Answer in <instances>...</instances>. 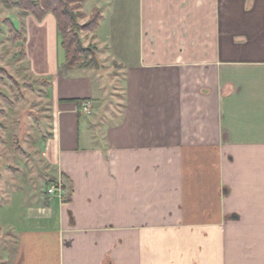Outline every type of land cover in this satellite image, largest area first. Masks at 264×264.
Returning <instances> with one entry per match:
<instances>
[{
    "label": "crops",
    "instance_id": "crops-1",
    "mask_svg": "<svg viewBox=\"0 0 264 264\" xmlns=\"http://www.w3.org/2000/svg\"><path fill=\"white\" fill-rule=\"evenodd\" d=\"M1 9L0 67L50 91L60 189L0 165V264H264V0H86L101 68L67 74L53 15Z\"/></svg>",
    "mask_w": 264,
    "mask_h": 264
},
{
    "label": "rangeland",
    "instance_id": "rangeland-1",
    "mask_svg": "<svg viewBox=\"0 0 264 264\" xmlns=\"http://www.w3.org/2000/svg\"><path fill=\"white\" fill-rule=\"evenodd\" d=\"M2 7L7 8L0 2V11ZM85 11H89V5L85 6ZM83 14L85 18L78 22L80 27L86 25L91 18L84 12ZM2 27H0L2 30L0 41L6 40L3 34L5 29ZM88 34L86 31L80 32L82 45L84 48H94L90 45L85 46L83 43V37ZM15 59L16 57L9 56V64ZM12 64L15 65L14 62ZM15 68L13 76L8 71L7 75L0 74V154L4 155L3 163L0 162V165L5 166L7 163L27 165L33 161L36 186L39 189L37 194L47 195L45 192L48 191L51 182L45 184L41 183V180L46 174L42 154L51 119L48 105L50 91L44 88L42 81H35L28 77L25 65ZM7 176L9 178V175Z\"/></svg>",
    "mask_w": 264,
    "mask_h": 264
},
{
    "label": "trees",
    "instance_id": "trees-1",
    "mask_svg": "<svg viewBox=\"0 0 264 264\" xmlns=\"http://www.w3.org/2000/svg\"><path fill=\"white\" fill-rule=\"evenodd\" d=\"M0 2L7 8L17 9L21 18L29 15L34 16L38 21H43L47 15L56 18L60 46L65 54V61L61 66L63 73L67 74L76 69L101 68L97 58V48L94 46V48H84L80 37L82 31L94 33L101 20V15L96 11L86 25L79 26V20L85 18L82 9L86 0H0ZM24 33V28L20 32L12 29V42L23 41ZM7 73L0 67L1 75Z\"/></svg>",
    "mask_w": 264,
    "mask_h": 264
},
{
    "label": "built area",
    "instance_id": "built-area-1",
    "mask_svg": "<svg viewBox=\"0 0 264 264\" xmlns=\"http://www.w3.org/2000/svg\"><path fill=\"white\" fill-rule=\"evenodd\" d=\"M81 112L84 114V115H91L92 113V103L91 102H85L82 107H81ZM60 188H58L57 185H52L49 190H48V193L49 195H53L55 194Z\"/></svg>",
    "mask_w": 264,
    "mask_h": 264
}]
</instances>
